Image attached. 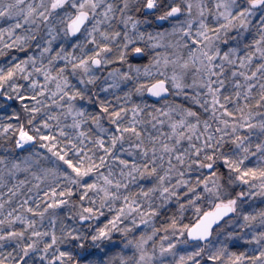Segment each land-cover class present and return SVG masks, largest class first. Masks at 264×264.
I'll return each mask as SVG.
<instances>
[{
	"label": "snow or ice",
	"instance_id": "obj_1",
	"mask_svg": "<svg viewBox=\"0 0 264 264\" xmlns=\"http://www.w3.org/2000/svg\"><path fill=\"white\" fill-rule=\"evenodd\" d=\"M0 264H264V0H0Z\"/></svg>",
	"mask_w": 264,
	"mask_h": 264
}]
</instances>
